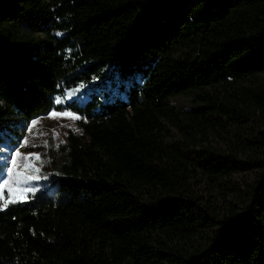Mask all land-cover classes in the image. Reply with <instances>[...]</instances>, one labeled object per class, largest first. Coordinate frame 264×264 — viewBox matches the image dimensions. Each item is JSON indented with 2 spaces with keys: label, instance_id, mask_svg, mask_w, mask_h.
Segmentation results:
<instances>
[{
  "label": "trees",
  "instance_id": "trees-1",
  "mask_svg": "<svg viewBox=\"0 0 264 264\" xmlns=\"http://www.w3.org/2000/svg\"><path fill=\"white\" fill-rule=\"evenodd\" d=\"M107 67L140 77L106 90ZM262 75L264 0H0V147L14 121L79 117L51 187L0 207V264H264ZM229 120L228 149L204 146Z\"/></svg>",
  "mask_w": 264,
  "mask_h": 264
},
{
  "label": "rangeland",
  "instance_id": "rangeland-1",
  "mask_svg": "<svg viewBox=\"0 0 264 264\" xmlns=\"http://www.w3.org/2000/svg\"><path fill=\"white\" fill-rule=\"evenodd\" d=\"M24 31L32 32L29 28H25ZM34 35L40 38L41 41H45L43 32H38ZM104 76L108 84L106 90H109L112 82H114L113 85L116 87L122 83L132 82L135 78L138 79L140 77L139 75H135L134 77L121 80L120 75L113 73L111 67L105 68ZM99 79V77L95 76L92 81L84 85L85 87L66 94L64 100L78 99L84 102L88 97L87 92H99L102 94L103 90L100 91L99 87L94 86ZM110 79L112 80L110 81ZM259 81L264 83V75L260 77ZM178 106L182 108L188 107L185 100L178 101ZM53 112L58 115L52 117L51 114ZM71 117L77 118L73 119ZM77 121H79V117L74 113H59L56 111L36 117L25 131L15 124L17 121H14L12 124L14 130L6 131V144L0 147V171L3 172V176L0 177V189H2L0 190V207L5 206V201L7 203L14 200L24 201L27 195L51 187L49 179L61 165L66 136L71 129L75 128ZM33 122H36L35 126H33ZM227 124L228 126H225L226 129L221 130V135L215 133L214 135H210L209 140L203 143L204 146L227 150L228 145L223 138L226 134L225 132H229L231 129L229 126V124H232L231 120ZM164 125L166 128L164 133L165 138L169 139L171 143L180 144L184 153L197 151L198 147H193L186 141L183 131L171 126L167 122ZM243 126L246 127V130L257 128L256 123H251L249 126L241 125V127ZM229 135L228 137H230ZM36 156H39V159H36ZM5 181H10L6 187L4 186ZM239 181L241 182V180ZM212 183L207 182L206 178H204L199 182L193 183L192 189L198 196L204 197L206 201H209L211 204L215 203L217 209L221 210V212H227L228 202L232 201V204H234L235 200L225 195L226 191H219L218 188H214ZM209 196L211 197L209 198ZM223 196H226L228 201H224ZM214 197H216V200Z\"/></svg>",
  "mask_w": 264,
  "mask_h": 264
},
{
  "label": "snow or ice",
  "instance_id": "snow-or-ice-1",
  "mask_svg": "<svg viewBox=\"0 0 264 264\" xmlns=\"http://www.w3.org/2000/svg\"><path fill=\"white\" fill-rule=\"evenodd\" d=\"M57 104H59L61 101H60V98L59 97H57L56 98V101H55ZM52 117H55V116H57L58 114L57 113H55V112H53L52 114ZM66 115H70V114H66ZM71 118H73V119H75V118H77V117H71ZM35 123L36 122H33V126H35ZM26 143V142H25ZM17 155H19V153H17ZM36 159H39V156H36L35 157ZM9 175H11V173H9ZM3 176V172L2 171H0V177H2ZM10 183V181H5L4 182V186L6 187V186H8V184ZM0 190H2V189H0ZM13 202H15V201H13ZM7 206V201H5V207Z\"/></svg>",
  "mask_w": 264,
  "mask_h": 264
}]
</instances>
